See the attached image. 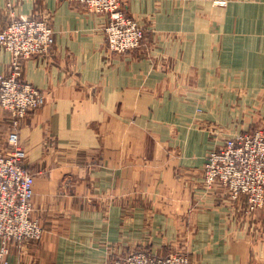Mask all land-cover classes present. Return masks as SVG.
I'll return each mask as SVG.
<instances>
[{"label":"crops","instance_id":"crops-1","mask_svg":"<svg viewBox=\"0 0 264 264\" xmlns=\"http://www.w3.org/2000/svg\"><path fill=\"white\" fill-rule=\"evenodd\" d=\"M122 7L145 36L117 54L107 14L71 0H0V29L14 13L46 20L54 36L47 55L21 66L45 103L14 128L0 107V153L13 128L34 174L31 217L43 230L38 240L8 242L5 259L110 264L133 250H175L190 264H264V207L251 214L244 197L231 201L203 180L208 151L264 128V0ZM10 61L0 48V74Z\"/></svg>","mask_w":264,"mask_h":264},{"label":"built area","instance_id":"built-area-1","mask_svg":"<svg viewBox=\"0 0 264 264\" xmlns=\"http://www.w3.org/2000/svg\"><path fill=\"white\" fill-rule=\"evenodd\" d=\"M89 12L108 15L104 26L111 52L122 54L139 48L145 32L138 20L123 11L124 0H71ZM54 42L49 22L12 13L0 29V48L10 52V69L0 74V107L9 113L13 128L31 110L45 103V95L21 80L23 60L47 55ZM13 128L7 135L9 150L0 153V264H9L4 254L10 241L38 240L42 227L31 217L34 174L24 165L25 149ZM203 180L208 189L220 184L234 202L244 197L246 211L264 206V128L229 135L223 144L207 152ZM110 264H190L183 251L158 255L146 250L126 252Z\"/></svg>","mask_w":264,"mask_h":264},{"label":"rangeland","instance_id":"rangeland-1","mask_svg":"<svg viewBox=\"0 0 264 264\" xmlns=\"http://www.w3.org/2000/svg\"><path fill=\"white\" fill-rule=\"evenodd\" d=\"M8 130H9V129H8ZM8 130H7V132H8ZM222 135H223V134H222ZM263 207H264V206H263ZM263 207H262V208H263ZM256 212H257V211H256ZM256 212H254V213H251V214H256ZM173 251H175V250H173Z\"/></svg>","mask_w":264,"mask_h":264}]
</instances>
